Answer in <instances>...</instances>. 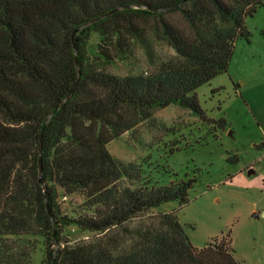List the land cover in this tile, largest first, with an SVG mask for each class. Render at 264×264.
Instances as JSON below:
<instances>
[{
  "label": "trees",
  "instance_id": "1",
  "mask_svg": "<svg viewBox=\"0 0 264 264\" xmlns=\"http://www.w3.org/2000/svg\"><path fill=\"white\" fill-rule=\"evenodd\" d=\"M263 0H0V264H240L228 236L194 247L168 202L195 179L154 182L107 145L226 73ZM79 81L69 99L77 76ZM98 37L94 49L90 40ZM165 46L173 53H163ZM144 64L116 75V62ZM42 136V180L39 141ZM78 196L73 215L62 197ZM49 210V211H48ZM74 227L93 236L71 243ZM57 244V250H55Z\"/></svg>",
  "mask_w": 264,
  "mask_h": 264
},
{
  "label": "rangeland",
  "instance_id": "2",
  "mask_svg": "<svg viewBox=\"0 0 264 264\" xmlns=\"http://www.w3.org/2000/svg\"><path fill=\"white\" fill-rule=\"evenodd\" d=\"M245 28L249 37L235 42L226 73L195 91L204 119L175 105L156 109L107 150L120 161L141 165L162 185L195 179L187 204L168 202L152 213L174 212L196 248L228 236L236 261L264 264V0L245 19ZM97 42L93 35L92 49ZM137 55L138 62L116 61L111 72L139 71L144 58ZM59 202L73 215L82 200L71 196ZM65 236L74 243L93 235L69 227ZM42 251L39 244L30 264H41Z\"/></svg>",
  "mask_w": 264,
  "mask_h": 264
},
{
  "label": "water",
  "instance_id": "3",
  "mask_svg": "<svg viewBox=\"0 0 264 264\" xmlns=\"http://www.w3.org/2000/svg\"><path fill=\"white\" fill-rule=\"evenodd\" d=\"M83 26L77 28V30H75V32L73 33V47H74V53H75V64H76V68H77V76H76V79H75V82L73 83V86L69 92V94L67 95V97L63 100V102H61L58 106H57V109L62 105L64 104V102L67 101V99H69L71 93L74 91L78 81H79V78H80V74H79V70H78V62H77V49H76V41H75V34L77 33V31H79ZM54 112H51L47 118H46V121L43 125V128H42V132H41V137H40V141H39V147H38V153H39V182L41 184H43V180H42V158H41V153H42V136H43V133H44V129L47 127V125L49 124L52 116H53ZM253 173L252 170L248 171V174H251ZM49 211V210H48ZM55 250H57V244H55Z\"/></svg>",
  "mask_w": 264,
  "mask_h": 264
}]
</instances>
